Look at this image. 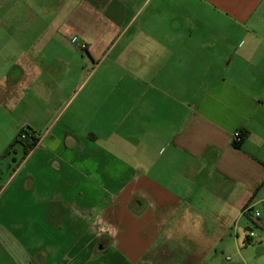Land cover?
<instances>
[{
  "label": "crops",
  "instance_id": "obj_1",
  "mask_svg": "<svg viewBox=\"0 0 264 264\" xmlns=\"http://www.w3.org/2000/svg\"><path fill=\"white\" fill-rule=\"evenodd\" d=\"M60 10L0 23V264H264V0Z\"/></svg>",
  "mask_w": 264,
  "mask_h": 264
},
{
  "label": "rangeland",
  "instance_id": "obj_2",
  "mask_svg": "<svg viewBox=\"0 0 264 264\" xmlns=\"http://www.w3.org/2000/svg\"><path fill=\"white\" fill-rule=\"evenodd\" d=\"M65 0H0V23L9 21L12 24V33L18 35L19 22L24 19L23 12L37 14V18L45 26L49 21L60 23L66 16L60 10ZM61 11L59 14L58 12ZM33 18V15H32ZM33 21V19H32ZM33 31V26L28 33ZM261 210L260 207L256 208Z\"/></svg>",
  "mask_w": 264,
  "mask_h": 264
},
{
  "label": "built area",
  "instance_id": "obj_3",
  "mask_svg": "<svg viewBox=\"0 0 264 264\" xmlns=\"http://www.w3.org/2000/svg\"><path fill=\"white\" fill-rule=\"evenodd\" d=\"M18 138L20 140H26L29 138L28 133H26V130H22L18 134ZM232 140H233V145L237 146L242 142V136L241 132L236 131L232 134ZM242 215H247L249 218L252 220L253 223V229H250L247 232V237L246 239L249 241H252L255 237V229L259 228L262 231H264V206L261 208V210L254 209L253 206H245L242 210Z\"/></svg>",
  "mask_w": 264,
  "mask_h": 264
},
{
  "label": "trees",
  "instance_id": "obj_4",
  "mask_svg": "<svg viewBox=\"0 0 264 264\" xmlns=\"http://www.w3.org/2000/svg\"><path fill=\"white\" fill-rule=\"evenodd\" d=\"M26 133H28V136H29L28 139L20 140L17 136L15 143L20 144L23 148L24 153L27 154L36 145V138L34 137V135L32 133H29L28 131H26ZM240 144H238L237 146H234V147L238 149L240 147ZM12 146H13V144H11L6 151L8 152L12 148Z\"/></svg>",
  "mask_w": 264,
  "mask_h": 264
}]
</instances>
